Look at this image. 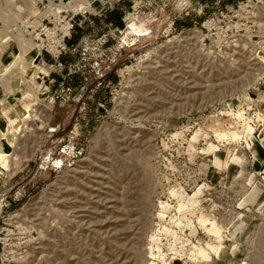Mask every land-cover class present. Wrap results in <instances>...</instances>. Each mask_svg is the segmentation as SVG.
I'll list each match as a JSON object with an SVG mask.
<instances>
[{
	"label": "rangeland",
	"instance_id": "1",
	"mask_svg": "<svg viewBox=\"0 0 264 264\" xmlns=\"http://www.w3.org/2000/svg\"><path fill=\"white\" fill-rule=\"evenodd\" d=\"M261 46L264 0H0V264H264Z\"/></svg>",
	"mask_w": 264,
	"mask_h": 264
},
{
	"label": "bare ground",
	"instance_id": "2",
	"mask_svg": "<svg viewBox=\"0 0 264 264\" xmlns=\"http://www.w3.org/2000/svg\"><path fill=\"white\" fill-rule=\"evenodd\" d=\"M68 26V25H67ZM67 28V27H66ZM67 30V29H66ZM195 32V31H194ZM192 35V34H190ZM33 45L31 44V47ZM36 46V45H35ZM264 47V46H261ZM18 65V64H17ZM20 67V65H18ZM24 67V66H23ZM18 68V67H17ZM26 68V67H25ZM24 68V72L26 73L27 70H25ZM41 71H43L44 73H46V70L44 68L38 67ZM264 68V66H263ZM23 70V69H22ZM21 70V71H22ZM37 85V84H36ZM26 97H28V99L26 100ZM31 94L30 93H24L21 96V100H22V107H21V111L19 112V116L18 118H14L11 122V131H9L10 133L13 131H17L18 129H21V126L27 122V120L31 119V108L30 106L32 104H34L32 102V98L30 99ZM33 97V96H32ZM31 100V101H29ZM36 101V100H35ZM32 102V104H31ZM19 107V105H18ZM35 108V107H34ZM30 111V112H29ZM248 126V125H247ZM249 127V126H248ZM248 130V129H247ZM221 136V135H220ZM223 136V135H222ZM237 133L232 132V138H237ZM13 137H15L13 135ZM13 139H9L8 138V130H4V128L0 131V141L5 140L7 143V146L5 148H3L1 145V150H0V169L6 170L11 172V169L13 168L12 164L9 162L10 160L8 159L9 156V152H7V147L12 148L13 145ZM2 144V143H1ZM12 152V151H11ZM10 157V156H9ZM12 157V156H11ZM15 169V168H14ZM13 171V170H12ZM264 171V168H263ZM12 173V172H11ZM163 205V204H162ZM200 223L204 224L207 223L208 219L206 218H200L199 219ZM210 227L207 229L210 234L213 235L214 240H212L213 242L210 243H206L204 246H199V247H195V251L198 255L202 256L203 258L206 259H211V254L215 255V257L220 256L221 251L223 249V238H222V234H221V229L220 227H218L213 221L209 222ZM156 239V238H155ZM213 239V238H212ZM157 240V239H156ZM155 242V241H154ZM151 249V248H150ZM151 255L153 257H156V254H152ZM147 264H154V262L152 261H148Z\"/></svg>",
	"mask_w": 264,
	"mask_h": 264
},
{
	"label": "built area",
	"instance_id": "3",
	"mask_svg": "<svg viewBox=\"0 0 264 264\" xmlns=\"http://www.w3.org/2000/svg\"><path fill=\"white\" fill-rule=\"evenodd\" d=\"M71 26H72V24H71ZM69 29H70V28H69ZM61 32H62V31H61ZM69 32H70V31H69ZM62 33H63V32H62ZM65 35H67V34H64V33H63V35H62V36H63V37H62V40L60 41V43H61V42H62V43L60 44V46H59V44H58V46H59L61 49H64V46L62 47V45H64V38H65Z\"/></svg>",
	"mask_w": 264,
	"mask_h": 264
}]
</instances>
